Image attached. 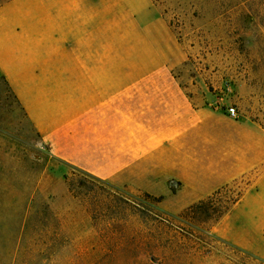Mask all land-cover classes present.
Here are the masks:
<instances>
[{
    "label": "crops",
    "instance_id": "crops-1",
    "mask_svg": "<svg viewBox=\"0 0 264 264\" xmlns=\"http://www.w3.org/2000/svg\"><path fill=\"white\" fill-rule=\"evenodd\" d=\"M141 3H3L0 76L51 156L112 186L188 206L246 179L212 232L264 261V125L182 83L167 31Z\"/></svg>",
    "mask_w": 264,
    "mask_h": 264
},
{
    "label": "rangeland",
    "instance_id": "rangeland-1",
    "mask_svg": "<svg viewBox=\"0 0 264 264\" xmlns=\"http://www.w3.org/2000/svg\"><path fill=\"white\" fill-rule=\"evenodd\" d=\"M148 3L179 58L174 75L264 125V0ZM245 187L181 215L183 201L80 174L50 155L0 76V264H264L212 232L215 208Z\"/></svg>",
    "mask_w": 264,
    "mask_h": 264
},
{
    "label": "trees",
    "instance_id": "trees-1",
    "mask_svg": "<svg viewBox=\"0 0 264 264\" xmlns=\"http://www.w3.org/2000/svg\"><path fill=\"white\" fill-rule=\"evenodd\" d=\"M7 1H9V0H1L0 1V6L3 4V3H5V2H7ZM68 166H70V165H68ZM72 169H74L75 171H77L78 173H80V174H83V175H85V176H89V177H92V178H95V177H93V176H91L90 174H88V173H86V172H84V171H82V170H80V169H78V168H76V167H73V166H70ZM96 179V178H95ZM97 180H99V179H97ZM99 181H101V180H99ZM103 182V181H102ZM248 183V182H247ZM246 183V184H247ZM229 185H226V186H224V187H222V188H220V189H218V190H216L215 192H213L211 195H209V196H207L206 198H204V199H202V200H199L198 202H196V203H194V204H191L190 206H188L187 208H186V210L181 214V215H183V214H185V213H187V212H191V211H194V210H196V209H198V210H203L205 213H207V211H208V209H206V208H209V206L210 205H213L214 204V199L213 198H215V196H217L223 189H225V188H227ZM243 191L244 190H242L235 198H232L231 200H230V202L229 203H227L226 205H223L222 207H216L215 209H213V210H215V212H216V217H215V220H216V222L221 218V216L226 212V211H228V209L234 204V203H236L237 202V200L240 198V196H241V194L243 193ZM145 196L147 197V198H150V199H155V200H157V201H160L161 199H162V197H154V196H152V195H150V194H148V193H145ZM207 205V206H206ZM205 207V208H204Z\"/></svg>",
    "mask_w": 264,
    "mask_h": 264
},
{
    "label": "built area",
    "instance_id": "built-area-1",
    "mask_svg": "<svg viewBox=\"0 0 264 264\" xmlns=\"http://www.w3.org/2000/svg\"><path fill=\"white\" fill-rule=\"evenodd\" d=\"M227 112L230 116L237 117V112L234 107H228Z\"/></svg>",
    "mask_w": 264,
    "mask_h": 264
}]
</instances>
